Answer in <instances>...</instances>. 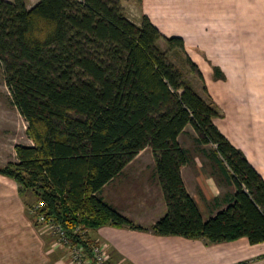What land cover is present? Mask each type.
Wrapping results in <instances>:
<instances>
[{
	"label": "trees",
	"instance_id": "obj_1",
	"mask_svg": "<svg viewBox=\"0 0 264 264\" xmlns=\"http://www.w3.org/2000/svg\"><path fill=\"white\" fill-rule=\"evenodd\" d=\"M160 41L203 82L181 37L163 36L147 16L134 24L120 0H38L30 9L25 0H0V65L32 141L14 146L17 163L0 166V175L40 201L34 224L39 215L56 222L88 252L86 234L106 225L211 244L264 243V179L216 126L218 106L185 80ZM188 125L198 144L215 147L236 188L207 221L181 176L188 155L178 138ZM147 147L167 206L149 229L100 197Z\"/></svg>",
	"mask_w": 264,
	"mask_h": 264
},
{
	"label": "crops",
	"instance_id": "obj_2",
	"mask_svg": "<svg viewBox=\"0 0 264 264\" xmlns=\"http://www.w3.org/2000/svg\"><path fill=\"white\" fill-rule=\"evenodd\" d=\"M138 1L130 4L136 13L130 20L139 26L147 16L163 36L184 40L186 55L203 76V82L196 80L199 85L189 83L218 106L223 118L215 121L216 126L264 179V0H141L140 5ZM201 84L207 94L201 93ZM259 89L263 95L256 103L252 95ZM183 136L191 137L193 144H185ZM178 141L188 155L182 180L207 221L229 205L236 188L215 147L198 144L191 125ZM10 156L13 159L0 138V166L17 163L14 148ZM100 197L146 229L164 216L167 206L151 148L106 184ZM37 202L20 193L13 179L0 175V264H66V252L55 236L32 221ZM86 235L92 244L107 245L110 264H264V243L252 245L246 238L211 244L112 225Z\"/></svg>",
	"mask_w": 264,
	"mask_h": 264
},
{
	"label": "rangeland",
	"instance_id": "obj_3",
	"mask_svg": "<svg viewBox=\"0 0 264 264\" xmlns=\"http://www.w3.org/2000/svg\"><path fill=\"white\" fill-rule=\"evenodd\" d=\"M7 1H12V0H7ZM34 1L35 0H25L26 6L28 9H30L29 6H31L34 3ZM120 2H121V5H125V8L123 7L122 8L124 12L126 13V16L129 19L134 20L136 13H133V7L130 5L133 3L132 0H120ZM159 47L162 51L167 53L168 60L172 64H174L177 67V69L180 70V72H182L186 81L188 82L192 81L196 84V86L199 85V82L196 81L198 77L190 72L188 67L185 65L184 57L179 51H171V52L168 51L167 46L164 41L159 42ZM247 87L248 85H246V88ZM260 90L261 89H259L258 92H256V94L252 95L253 101L254 102L256 101V103L260 101L259 98H261V96L263 95V93ZM200 91L203 94L202 84L200 85ZM247 91L249 93L248 97H251V94H250L251 89L248 88ZM26 129H27V124L20 117L17 110L13 107V104L11 101V95L5 84L3 70L0 65V138L2 139L3 144L5 145L6 150L9 153L8 158L13 159V156H10V154L12 153L15 145L17 144L31 145L32 144V141L27 135ZM182 140L187 145L193 144V140L189 136H183ZM24 193L29 194V196H31L33 200H37L35 195H33L31 192L27 191ZM29 201H30V197H29ZM37 201H38L37 206L40 207V201L39 200ZM36 210L37 208L32 209L33 211L32 217H34ZM32 221H34V219ZM35 221L37 223V225L35 224L36 226L40 225L38 222V216L36 217Z\"/></svg>",
	"mask_w": 264,
	"mask_h": 264
},
{
	"label": "built area",
	"instance_id": "obj_4",
	"mask_svg": "<svg viewBox=\"0 0 264 264\" xmlns=\"http://www.w3.org/2000/svg\"><path fill=\"white\" fill-rule=\"evenodd\" d=\"M38 222L42 230L55 236L58 245L65 250L66 264H110L106 244H93L88 252L82 242L71 240L61 225L46 220L42 215L38 216ZM75 233L84 234L79 229H76Z\"/></svg>",
	"mask_w": 264,
	"mask_h": 264
}]
</instances>
